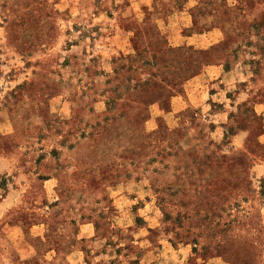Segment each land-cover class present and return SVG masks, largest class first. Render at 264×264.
Listing matches in <instances>:
<instances>
[{"label":"rangeland","instance_id":"1","mask_svg":"<svg viewBox=\"0 0 264 264\" xmlns=\"http://www.w3.org/2000/svg\"><path fill=\"white\" fill-rule=\"evenodd\" d=\"M0 264H264V0H0Z\"/></svg>","mask_w":264,"mask_h":264},{"label":"trees","instance_id":"2","mask_svg":"<svg viewBox=\"0 0 264 264\" xmlns=\"http://www.w3.org/2000/svg\"><path fill=\"white\" fill-rule=\"evenodd\" d=\"M158 42L164 44L161 53L136 55L129 59V61L135 58L136 60L139 59L137 61L140 64H138L137 69L149 74V77L143 80L140 85L141 94L139 98L145 104L171 97L178 90L181 80L196 71L202 62L206 61L209 54L216 58L218 52L224 51L222 45H215L212 49L203 50L196 47H172L163 40ZM123 67L124 65L121 64L115 69V73L117 74V70H121ZM120 84L123 85V81L116 85V89ZM104 129L106 130V128ZM150 136L147 135L148 138Z\"/></svg>","mask_w":264,"mask_h":264},{"label":"crops","instance_id":"3","mask_svg":"<svg viewBox=\"0 0 264 264\" xmlns=\"http://www.w3.org/2000/svg\"><path fill=\"white\" fill-rule=\"evenodd\" d=\"M89 230L90 229L88 228V226L86 224H84V225H82V228H81L80 231H82L81 234L83 236L90 237V236H92L94 234V231L93 232H91V231L89 232Z\"/></svg>","mask_w":264,"mask_h":264}]
</instances>
